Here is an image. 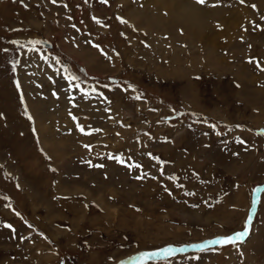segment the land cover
I'll list each match as a JSON object with an SVG mask.
<instances>
[{"label":"rangeland","instance_id":"1","mask_svg":"<svg viewBox=\"0 0 264 264\" xmlns=\"http://www.w3.org/2000/svg\"><path fill=\"white\" fill-rule=\"evenodd\" d=\"M261 69L264 0H0V264H264Z\"/></svg>","mask_w":264,"mask_h":264},{"label":"snow or ice","instance_id":"2","mask_svg":"<svg viewBox=\"0 0 264 264\" xmlns=\"http://www.w3.org/2000/svg\"><path fill=\"white\" fill-rule=\"evenodd\" d=\"M55 2H56V0H53V3H55ZM104 2L106 3L107 0H104ZM197 2L203 4V3H205V0H197ZM243 2H244V0H241V3H243ZM121 22L122 23H126V21H123V20ZM97 23H99L98 20H97ZM13 43H18V42L14 41ZM30 43H40V42L39 41H35V42H30ZM5 51H7V49H5ZM13 67L15 68V64H13ZM261 70H264V69H261ZM71 79L75 80L77 78L76 77H72ZM17 87H19V84H17ZM136 99H139V97H136ZM29 119H31V117H29ZM212 127L214 128L215 125H213ZM81 131H83V128H81ZM238 143H244V141L238 140ZM119 162L123 163L124 161L120 160ZM89 164H91V162H89ZM95 166L96 167H101V165H95ZM136 167H139V165H136ZM262 191H264V189H262V188H257L256 189L257 198H254L253 202H252V212L253 213L256 210V204H257V201H258V194L260 192H262ZM251 222H252V215L250 214L247 217V223L244 225V228H243L242 231H238V232H236L233 235H229V236H226V237L215 239L213 241H210L209 243L210 244H218V245H236L239 242H242L245 239V237L248 236V234H249V226L251 225ZM6 227L11 228L12 226L11 225H6ZM194 247H198V248L202 249L204 247V245H199V246H194ZM183 250L184 249H176V248L168 247V248H165V249H163L161 251H157V252H144V253H141L140 256L135 258V259L139 262V264H145L146 261L157 259V258H166L168 256L173 255L177 251H183Z\"/></svg>","mask_w":264,"mask_h":264},{"label":"bare ground","instance_id":"3","mask_svg":"<svg viewBox=\"0 0 264 264\" xmlns=\"http://www.w3.org/2000/svg\"><path fill=\"white\" fill-rule=\"evenodd\" d=\"M177 9H178V11H177L178 16L181 19L177 18V16H176L177 14L175 15V12L173 14L175 15V19L177 18L181 23L191 24V25L194 24L195 25L196 23L198 24L201 21L200 20V12H198L199 9L195 8V6L194 7L192 5L180 6ZM169 14H172V13H169ZM191 25H188V26H191ZM260 194L261 193L258 194V200H259ZM249 236H250V234L248 235L247 238H249Z\"/></svg>","mask_w":264,"mask_h":264},{"label":"water","instance_id":"4","mask_svg":"<svg viewBox=\"0 0 264 264\" xmlns=\"http://www.w3.org/2000/svg\"><path fill=\"white\" fill-rule=\"evenodd\" d=\"M207 245H209V244H207ZM207 245H206V246H207ZM215 245H218V244H215ZM210 246H211V245H210ZM195 249L197 250V249H200V248H198V247H195Z\"/></svg>","mask_w":264,"mask_h":264}]
</instances>
